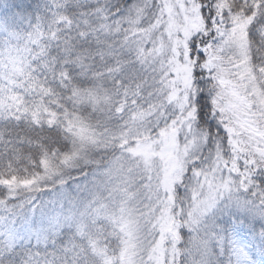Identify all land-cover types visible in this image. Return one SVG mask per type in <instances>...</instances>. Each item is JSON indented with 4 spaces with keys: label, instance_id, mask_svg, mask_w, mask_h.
Here are the masks:
<instances>
[{
    "label": "snow or ice",
    "instance_id": "obj_1",
    "mask_svg": "<svg viewBox=\"0 0 264 264\" xmlns=\"http://www.w3.org/2000/svg\"><path fill=\"white\" fill-rule=\"evenodd\" d=\"M0 264H264V0H0Z\"/></svg>",
    "mask_w": 264,
    "mask_h": 264
}]
</instances>
